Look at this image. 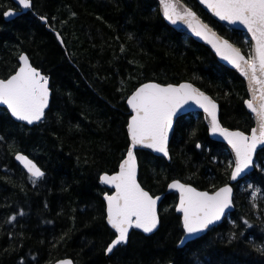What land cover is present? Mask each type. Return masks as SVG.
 I'll use <instances>...</instances> for the list:
<instances>
[{"label": "trees", "instance_id": "trees-1", "mask_svg": "<svg viewBox=\"0 0 264 264\" xmlns=\"http://www.w3.org/2000/svg\"><path fill=\"white\" fill-rule=\"evenodd\" d=\"M30 1L29 11L7 21L4 12L16 7L0 0V78L12 75L25 53L49 78L51 100L33 126L0 108V264L64 258L75 264H264V148L254 170L234 185V212L178 246L183 229L168 183L213 191L228 183L232 168L227 148L210 140L199 113L177 120L170 161L136 152L138 182L152 196L163 194L160 224L149 236L131 231L126 245L106 254L115 234L105 222L108 190L100 176L116 172L128 151L127 97L145 82L189 81L219 103L223 126L249 133L254 119L244 105L246 85L207 47L170 27L156 0ZM182 1L250 54L245 34L213 20L195 0ZM16 153L33 159L44 176L33 183L14 161Z\"/></svg>", "mask_w": 264, "mask_h": 264}, {"label": "snow or ice", "instance_id": "snow-or-ice-1", "mask_svg": "<svg viewBox=\"0 0 264 264\" xmlns=\"http://www.w3.org/2000/svg\"><path fill=\"white\" fill-rule=\"evenodd\" d=\"M18 2L24 9L30 7V0ZM200 3L220 20L232 25H243L247 29L255 42L252 54L247 59L240 49L216 37L194 12L183 7L180 0H160L165 19L172 24H177L178 21L186 24L194 35L211 44L217 55L231 63L249 81L252 99L245 103L254 114L258 127L252 130L250 137L241 132L223 129L217 120L216 104L191 84H181L178 87L145 84L137 89L128 99L134 115L128 123L131 146L127 159L120 165V171L116 175H104L100 178L101 183L115 188L113 195L105 197L107 223L116 234L107 247L106 254L111 253L118 245L127 243L130 228L151 233L157 227L156 199L137 183L133 149L140 145L167 156L168 130L172 127L173 117L190 100L203 108L211 118V132L223 136L231 145L235 153L232 179H236L252 165L257 145L264 144V0H200ZM11 15L12 12L5 13V16ZM20 61L21 66L14 75L7 80L0 79V105H5L17 120L32 124L43 117L48 105V80L29 65L26 56H21ZM257 92L259 96L256 95ZM16 159L27 169L33 183L44 176L26 157L17 155ZM169 187L180 193L176 211L183 214L186 237L206 230L221 218L224 210L231 204V189L228 187L220 189L214 195L198 192L179 182H173Z\"/></svg>", "mask_w": 264, "mask_h": 264}, {"label": "water", "instance_id": "water-1", "mask_svg": "<svg viewBox=\"0 0 264 264\" xmlns=\"http://www.w3.org/2000/svg\"><path fill=\"white\" fill-rule=\"evenodd\" d=\"M12 1H13L15 4H17L18 6H20L18 0H12ZM195 1H196L197 4L202 8V10H203L204 12H206V13H207V14H208L213 20H215L216 22H218V23H220V24H222V25H225V26H227L228 28H230V29H232V30H235V31H238V32H240V33L245 34V35L248 37L249 41H250V55L252 54L253 46H254L255 42L252 41L251 34L248 33L247 29L244 28L243 25H232V24H229L227 21H222V20H220L218 17L214 16V15L212 14V12L209 11V9H208L205 5L201 4V3H200V0H195ZM156 2H157V4H158L159 12H160L161 17L164 19V21H165L170 27H172L177 33L187 35L188 37H191V38H192L194 41H196L197 43H199V44L204 45L205 47H207V48H208V49H209V50L215 55L216 59H217L222 65H224V66L227 67L228 69L234 71V72H235V73H236V74H237V75L243 80V82H244L245 85H246V89H247V93H248V99H247L246 101L251 100V99H252V92L250 91V88H249V81H248L247 79H245L244 76L241 75L240 71H238L237 68H235V67H234L231 63H229L227 60H224V59L221 58V56L217 55L216 50L212 47L211 44L207 43L204 39H202V38H200V37L194 35V34L188 29V27H187L186 24H183V23H181V22H179V21L177 22V24H172V23H170L167 19H165V18H164V15H163V10H162L161 4H160V0H156ZM180 3L183 5V7H187L189 10H191L192 12H194V13L196 14V16L198 17V19L201 21V23L207 25L208 28L211 29V32L215 33V36H216V37H218L220 40H225V41H227L229 44H231L233 47L238 48V47H237L236 45H234L231 41H229L228 39H226L225 37H223L222 35H220V34H219L215 29H213L208 23H206V22H205V21H204V20H203V19H202V18H201V17H200V16H199L194 10H193V9H191L188 5H186L182 0H180ZM30 7H31V3H30ZM30 7H29V8H30ZM20 8H21V10H22V11H20V12L14 11V10H12V9H7V10L4 12V14H3V15H4V19L7 20V21H8V20H12V19L18 17V16H19L20 14H22L23 12H26V11L29 9V8L24 9V8H22V6H20ZM6 12H12L13 15H11V16H5V13H6ZM238 49H239V48H238ZM240 51H241V50H240ZM241 54L244 55L246 59L248 58V56H246L242 51H241ZM21 56H26L27 59H28V63H29V65H30L32 68H34V67L32 66V64H31V61H30L29 57H28L25 53H22V54L18 57V64H19V66H18V68L16 69V71H15L12 75H14V74L19 70V67L21 66V61H20V57H21ZM34 69H35V68H34ZM36 70H37V69H36ZM37 71H38V70H37ZM39 72H40V71H39ZM40 74H41V73H40ZM12 75H11V76H12ZM41 75H42V74H41ZM11 76H9L8 78H10ZM42 76H44V75H42ZM8 78L3 79V80H7ZM0 79H1V78H0ZM145 84H158V85H160V86H162V87H166V86H169V85L174 86V87H178V86L181 85V84H191L194 88H196L199 92H202L205 96H207L210 100H212V101L216 104V106H217V109H216L217 120H218V123L220 124V127H222L223 129H226V130L229 131V132H241V133H243L245 136H249V137H250V136L252 135V130H253L254 128H257V127H258V125H257V120L255 119L254 114L248 109L246 103H244L245 108H246V110L248 111V113H250V114L252 115V117H253V119H254V127L249 131V133H244V132H242V131H240V130L230 129V128H228V127L223 126L222 123H221V121H220V106H219V103H218L214 98H212L208 93L204 92V91L201 90L199 87H197L196 85H194L193 83H191V82H189V81H183V82H180L179 84H160V83H157V82L149 81V82H145V83L139 85V86H138V87H137V88H136V89H135V90H134V91H133L128 97H127V99H126V106H127V108L129 109V113H130V114H129L130 116H129V118H128V123H129V121L131 120L132 115H134V113L132 112V109H131L130 106L128 105V99H129V98H130V97L136 92L137 89H139L140 87H142V86L145 85ZM47 87H48V90H49L48 105H47V107L44 109V115H43V117H42L39 121H35V122L32 123V124H28L26 121H20V120H17L15 117H13V116L11 115V112L7 109V107H6L5 105H0V108L5 109V110L8 112V114L11 116V118H12L15 122H17V123L25 124V125H28V126H33V125H35V124H38V123H40V122L44 119L45 113H46V111H47V109L49 108V105H50V100H51V90H50V82H49V80H48V85H47ZM256 95L259 96V92H257ZM246 101H245V102H246ZM190 113H199V114H201L202 119H203V122H204V124H205V126H206V128H207V133H208V137L210 138V140L225 145V147L228 149V151H229V153H230V156H231V159H232V169H231V172H230V177H229V181H228V183H227V184H224V185H222V186H220L219 188L215 189L213 192H208V191H204V190H198V189L194 188L192 185L185 184V183H183V182H181V181H179V180H171V181L168 183V185H167L166 192H167V193H174V192H175V193L177 194V198H178V199H177V202H176V205H175V212H176L177 214H180L181 222H182V227H183V214L180 213V212H177V211H176V208H177V206H178L179 203H180V193H179V191H177L176 189H172V188L169 187V185L172 184L173 182H179V183H181V184H183V185H185V186L192 187V188L196 189L198 192H207V193H209L210 195H214V194H215L216 192H218L220 189L225 188V187H228V188L231 189V204H230V206H229L228 208H226V209L224 210V213H223V215L221 216V218H220L218 221H215L213 224L209 225L208 228H207L206 230H204L203 232L197 233V234L193 235L192 237H186V236H185V233H184V228H183V236L181 237V239H180V241H179V244H178L179 247H184L187 243L192 242V241H194V240H196V239L202 237L203 235H205V234L208 232L209 229L215 227L216 225L221 224V222L224 220V218H225L227 215H229V214H231V213L234 212V210H235V206H234V204H233V194H234V188H233V186H234L236 183H238L240 180L244 179L249 173H251V172L254 170V168H255V158H256V154H257L258 151H260L261 149L264 148V144H258L257 147H256V149H255V151H254V153H253V156H252V159H253V163H252V165H251L249 168L245 169L243 172H241V173L237 176L236 179H232V172H233L234 169H235V153H234V151H233L231 145H229V143L227 142V140L224 139L223 136L219 135L218 133L213 134V133L211 132V118L208 116V114L204 111L203 108L199 107L196 103H194V102H192V101L190 100V101H189L187 104H185V105L183 106V108H181V109L177 112V114L173 117L172 127L168 130V141H167V151H168V155H167V156H165L162 152H156V151L152 150L151 148H145V147H142V146H140V145H137V146L133 149V154H134V157H135V165H136V180H137V183H138L139 185H140V183L138 182V172H139V169H138V159H137L136 152H137V151H141V150H143V151H147V152L151 153V154L154 155V156H157V157H163L166 161H170L169 147H170V142H171V139H172V136H173V132H174V128H175V124H176L177 120H178L180 117H182V116H184V115H187V114H190ZM128 123H127V126H126V132H127V135H128ZM128 141H129V146H128V149H129V147L131 146V141H130L129 135H128ZM127 153H128V151H127ZM127 153H126L125 157L123 158V160L119 163V166H118L116 172H114V173H112V174L103 173L101 176H104V175H108V176L116 175V174L120 171V165L123 163V161H124L125 159H127ZM17 155H22V156L26 157L28 160H30L31 162H33V163H34V164H35V165L41 170V168H40V167H39V166H38L33 160H31L28 156H26V155H24V154H22V153H16V154L14 155V161H15L16 163H18V164L23 168V170L25 171V173H27L29 176H30V174L28 173V171H27V169L24 167V165H23L19 160L16 159ZM41 171H42V170H41ZM42 172H43V171H42ZM101 176H100V178H101ZM100 182H101V180H100ZM101 184L104 185L105 187H107V188L113 190L112 194H110V195H113V194L115 193V188H114V187H112V186H110V185H107V184H103V183H101ZM140 187L142 188L141 185H140ZM142 189H143V188H142ZM143 190H144V189H143ZM144 191H145V190H144ZM146 192H147V191H146ZM147 193H148V192H147ZM148 194H149V193H148ZM149 195H150V194H149ZM106 196H108V195L104 194V195L102 196V199H103L104 204H105V222H106V225H107V226H108V227L114 232V234H115V231H114V230L108 225V223H107V200L105 199ZM150 196H151V195H150ZM151 197H152V196H151ZM152 198H153V197H152ZM162 198H163V194H161V195H157V196H155V197L153 198V199H156V214H157V218H158V224H157V227H156L151 233H145L142 229L130 228V229H129V233H128V239H129V235H130V233H131L132 230H134V231H139V232H141V233H142L143 235H145V236L152 235L153 233L156 232V230L158 229L159 224H160V223H159L158 206H159V204H160ZM115 235H116V234H115ZM114 239H115V238H114ZM128 239H127V242H128ZM111 242H112V241H111ZM126 244H127V243H125V244H123V245H126ZM120 245H121V244H120ZM108 246H109V245H108ZM115 248H116V247H115ZM115 248H114V249H115ZM107 254H110V253H107ZM52 264H74V262H73L71 259L64 258V259H60V260L54 261ZM170 264H171V263H170Z\"/></svg>", "mask_w": 264, "mask_h": 264}, {"label": "flooded vegetation", "instance_id": "flooded-vegetation-1", "mask_svg": "<svg viewBox=\"0 0 264 264\" xmlns=\"http://www.w3.org/2000/svg\"><path fill=\"white\" fill-rule=\"evenodd\" d=\"M14 3V2H13ZM30 3H31V1H30ZM14 6L16 7V8H12V7H9L8 9H12V10H14V11H17V12H20V11H22L21 10V8H20V6H18L17 4H15L14 3ZM31 8V7H30ZM30 8L27 10V11H29L30 10ZM26 11V12H27ZM26 12H23L22 14H24V13H26ZM21 15V14H20ZM19 15V16H20ZM31 61V60H30ZM32 63V62H31ZM33 65V64H32ZM34 66V65H33ZM35 67V66H34ZM103 186V185H102ZM103 187H105V186H103ZM108 191H105L103 194H102V196L104 195V194H106V195H110V194H112V192H113V190H111V189H109V188H107V187H105ZM150 194V193H149ZM151 195V194H150ZM103 200V199H102ZM104 202V201H103ZM105 205V204H104ZM132 231H134V230H132ZM139 232V231H138ZM130 236V235H129Z\"/></svg>", "mask_w": 264, "mask_h": 264}, {"label": "rangeland", "instance_id": "rangeland-1", "mask_svg": "<svg viewBox=\"0 0 264 264\" xmlns=\"http://www.w3.org/2000/svg\"><path fill=\"white\" fill-rule=\"evenodd\" d=\"M241 187H242L243 189H247L246 182H243V183H242V185H241ZM252 188L254 189V187H253V186H252Z\"/></svg>", "mask_w": 264, "mask_h": 264}]
</instances>
